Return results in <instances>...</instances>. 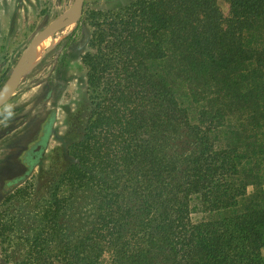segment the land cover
Masks as SVG:
<instances>
[{
    "label": "trees",
    "instance_id": "obj_1",
    "mask_svg": "<svg viewBox=\"0 0 264 264\" xmlns=\"http://www.w3.org/2000/svg\"><path fill=\"white\" fill-rule=\"evenodd\" d=\"M221 1L90 12L89 113L60 184L91 191L94 219L55 261L264 264V0Z\"/></svg>",
    "mask_w": 264,
    "mask_h": 264
},
{
    "label": "rangeland",
    "instance_id": "obj_2",
    "mask_svg": "<svg viewBox=\"0 0 264 264\" xmlns=\"http://www.w3.org/2000/svg\"><path fill=\"white\" fill-rule=\"evenodd\" d=\"M76 1L0 0V93L15 78L20 57L32 39ZM132 1L84 0L79 20L44 38L30 55L20 85L0 108L1 264H45L49 254L55 261L60 242L73 246L93 222L91 191L60 184L71 163L68 147L82 137L89 113L87 68L82 62L94 31L89 15L96 10H118ZM221 4L227 12L228 4L223 0ZM51 115L46 149L24 175L18 159ZM62 197L68 201L55 217L50 214L55 229L48 234L45 212L55 210L56 200ZM203 217L198 211L192 214L194 221ZM38 235L39 250L33 246Z\"/></svg>",
    "mask_w": 264,
    "mask_h": 264
},
{
    "label": "water",
    "instance_id": "obj_3",
    "mask_svg": "<svg viewBox=\"0 0 264 264\" xmlns=\"http://www.w3.org/2000/svg\"><path fill=\"white\" fill-rule=\"evenodd\" d=\"M83 6L84 0H77L59 19L51 23L32 39L20 57L15 78L7 90L0 93V108L10 99L20 85L26 70L28 58L36 50L41 41L58 30L65 28L67 25L77 22L82 14ZM76 11L78 13L75 15Z\"/></svg>",
    "mask_w": 264,
    "mask_h": 264
},
{
    "label": "flooded vegetation",
    "instance_id": "obj_4",
    "mask_svg": "<svg viewBox=\"0 0 264 264\" xmlns=\"http://www.w3.org/2000/svg\"><path fill=\"white\" fill-rule=\"evenodd\" d=\"M53 118L54 116L51 115L49 120L45 121L39 126V128H37L31 137V141L27 149L20 155V158L18 159V165L23 167L25 173L24 175H26L27 172L38 163L39 159L44 153L48 135L50 133L51 121Z\"/></svg>",
    "mask_w": 264,
    "mask_h": 264
},
{
    "label": "bare ground",
    "instance_id": "obj_5",
    "mask_svg": "<svg viewBox=\"0 0 264 264\" xmlns=\"http://www.w3.org/2000/svg\"><path fill=\"white\" fill-rule=\"evenodd\" d=\"M40 45V44H39Z\"/></svg>",
    "mask_w": 264,
    "mask_h": 264
}]
</instances>
